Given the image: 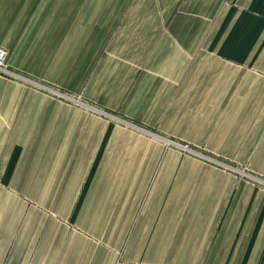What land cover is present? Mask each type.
Returning a JSON list of instances; mask_svg holds the SVG:
<instances>
[{
  "label": "crops",
  "instance_id": "1",
  "mask_svg": "<svg viewBox=\"0 0 264 264\" xmlns=\"http://www.w3.org/2000/svg\"><path fill=\"white\" fill-rule=\"evenodd\" d=\"M0 47V264H264V0H0Z\"/></svg>",
  "mask_w": 264,
  "mask_h": 264
},
{
  "label": "built area",
  "instance_id": "2",
  "mask_svg": "<svg viewBox=\"0 0 264 264\" xmlns=\"http://www.w3.org/2000/svg\"><path fill=\"white\" fill-rule=\"evenodd\" d=\"M7 58H8V51L6 49L0 47V75L6 76V77H9V78L23 79L20 75H18L14 71L10 70L6 66ZM35 84L39 86L38 83H35ZM40 86H42V85H40ZM42 87L45 88L46 90H48L49 93H51L54 96H57V97H60V98H68V96L63 94V93L47 89L44 86H42ZM181 148H183L184 150H190L187 146H181Z\"/></svg>",
  "mask_w": 264,
  "mask_h": 264
},
{
  "label": "rangeland",
  "instance_id": "3",
  "mask_svg": "<svg viewBox=\"0 0 264 264\" xmlns=\"http://www.w3.org/2000/svg\"><path fill=\"white\" fill-rule=\"evenodd\" d=\"M50 90H53V89H50ZM54 91H56V90H54ZM59 92V91H58ZM60 93H62V92H60ZM63 94H65V95H67L68 96V98H66V99H68V100H71V101H73V102H75V101H80V98L79 97H74V96H71V95H69V94H67V93H63ZM52 95V94H51ZM52 96H54V95H52ZM54 97H57V96H54ZM58 98H60V97H58ZM61 99H64V98H61Z\"/></svg>",
  "mask_w": 264,
  "mask_h": 264
}]
</instances>
